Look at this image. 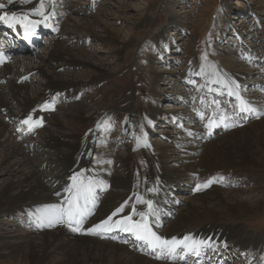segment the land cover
<instances>
[{"label":"bare ground","instance_id":"6f19581e","mask_svg":"<svg viewBox=\"0 0 264 264\" xmlns=\"http://www.w3.org/2000/svg\"><path fill=\"white\" fill-rule=\"evenodd\" d=\"M41 3L44 5V15L48 17L46 21L57 25L62 12L57 9L55 0H14L13 4L0 11L27 13L31 19L43 21L44 17L36 14ZM52 9L57 11L54 20L48 16ZM69 9L72 8L66 7L65 12ZM108 35L116 41L115 35ZM53 41L49 56L34 49V44L39 46V42L20 49L14 47L18 59L0 70V174L7 175V179L0 184V215L12 218L21 225L19 230L23 232L13 237V241L0 237V264H181L175 261L170 263L171 258L157 260L153 252L145 250L144 245L105 241L87 231L103 223L125 201L130 202V205L114 220L130 214L132 207L138 212H148L147 205L139 203L138 198L152 201L155 215L150 214L149 220H153L152 226L157 235L160 233L168 239L191 236L196 241H205V246L201 247L212 250L215 245L234 242V248L241 252L256 249L258 260L264 262V247L260 250L263 240L254 238L253 234L248 235L243 224L227 222H238L243 217L249 219L264 212V191L259 196L254 195L249 188H221L226 176L239 180L246 175L249 179L264 181V104L260 101L264 97L260 98L262 94L258 90H251L253 94L249 93L248 98L242 95L240 88L247 83L246 74L232 66L234 64L227 57L223 60L225 67L220 73L213 72L209 67H201L204 70L202 75L216 81L219 86L216 89L213 85L214 98L223 96V93L229 96L232 91L240 101V106L243 102L256 109L255 112H248L251 115L246 114L241 118L245 120L249 116L252 118L250 123L240 120V125L232 127L230 125L235 121L229 122V115L224 117V123H220L215 113L216 104L208 113L211 115V126L209 123L204 127L199 124L201 122L198 123L196 114L186 113V107H179L174 116L182 131L174 132L171 141L173 146L169 147L160 143L151 145V142L146 141L147 135L153 132L152 122L159 115V109L154 104L165 95L162 89L164 76L162 73L152 75L154 87L153 98L149 103V119L138 118L135 121L139 151L141 155L148 153L149 156H146L143 166L144 189L141 190L142 181L137 185L139 188L130 181L129 166L134 157L132 150H128V158L117 162L113 158L114 147L107 146L108 126L104 123V112H98L100 116L91 113L89 106L82 100L73 104L71 110H62L59 115L40 112L42 105L52 103V100H47V92L67 94L75 99L83 87V82L66 76L68 74H58L56 69L52 71L54 64L58 63L87 65L66 50L63 42L57 39ZM158 49L161 50L160 47ZM83 57L87 60L88 55L84 53ZM94 68L99 73L94 78L105 75L106 70L101 66ZM250 71H258L260 76L262 73L258 69ZM29 72L40 75L39 88L25 83ZM170 81H174L173 78ZM180 100L184 102V99ZM171 106L167 108L172 109ZM29 115L34 119L43 118V125L36 128L37 138L27 144L36 153L34 157H31V151H27L24 144L17 142L19 137L9 125L11 119L22 122ZM94 119L99 127L90 134L88 143L81 144L83 125ZM225 124L230 128L227 133H212L221 126L226 128ZM22 126L23 131H26V126L29 131L28 125ZM197 139L208 141L202 143ZM194 143L196 146H192ZM145 144H148V149ZM84 148L83 156L79 160L75 159L74 156H79ZM152 148L157 151L156 155L151 154ZM97 155H101V158L95 159ZM171 162L176 165H170ZM116 167L128 168L127 174L121 172L119 175ZM80 171L93 179L97 197L94 207L88 205L91 213L84 220V230L74 232L67 223H56L51 227L47 223L37 224L33 213L47 204H64L70 195L65 189L72 186L71 177ZM209 179L215 180L210 191L194 195L196 186ZM180 184L185 188L183 191L188 193L186 198H181L187 201L185 205H177L171 197L173 193H170L178 190ZM133 219L138 220L139 217L134 216ZM195 223L213 224L187 229ZM174 232L176 234L171 235ZM184 251L187 254V250Z\"/></svg>","mask_w":264,"mask_h":264},{"label":"rangeland","instance_id":"374dc122","mask_svg":"<svg viewBox=\"0 0 264 264\" xmlns=\"http://www.w3.org/2000/svg\"><path fill=\"white\" fill-rule=\"evenodd\" d=\"M55 2L57 9H60L59 12H62L60 14L62 17L57 20V34L39 39V46L34 44V49L49 56L54 45L53 40L57 39L64 43V48L71 51L77 60L84 61L87 65L54 64L55 68H52V71L56 69L58 74H68L66 76L83 82V87L81 94L75 99L70 95H66V98L64 94H59L60 103L52 114L59 115L64 109L71 110L73 104L81 100L89 106L91 113L100 116L98 112H104V123L108 126L107 146L114 147L113 158L115 157L117 162L124 157L128 158V150H132L134 157L129 166L130 181L136 186L142 181L141 190L144 189L143 166L146 156L147 158L149 156L148 153L141 155L139 151L135 121L138 118L149 119L154 73H162L164 76L165 84L162 89L165 95L159 97L157 104H154L159 109V115L156 117L157 120L155 118L152 122V134L147 135L146 141L151 142V145L160 143L167 147L173 146L171 141L174 132L182 128L174 116L179 107H186L188 109L186 113L196 114L198 123L201 122L199 124L204 127L210 123L211 115L208 113L216 104L218 107L215 113L218 121L229 115V122L235 121L232 127L240 125L241 118L246 114L251 115L243 112L237 118L236 108L240 109L241 106L232 91L229 96L223 93V96L214 98L213 85L216 89L219 86L216 81L208 80L202 75L204 70L201 67H209L213 72L220 73L225 67L223 60L227 57L234 64L232 66L246 74L247 83L240 88L242 95L248 98V95L253 94L251 90H258L262 94L259 97H264V0H55ZM69 6L72 9L65 12V8ZM73 26L78 28L72 29ZM109 33L116 36V41L111 40ZM84 53L88 55L87 60L83 57ZM18 57L17 54L12 60H17ZM94 66L105 69V75L98 79L94 78L99 75ZM251 69H258L262 72L261 76L258 71H250ZM39 77L36 72H29L25 83L39 88ZM172 78L174 81H170ZM180 98L184 99V102ZM260 101L264 104V100ZM169 106L173 108L168 109ZM231 115H234V118H231ZM208 118V123H203ZM15 120L17 119H11L9 122L11 129L18 126ZM95 121L97 120H90L83 125L81 144L88 143L90 134L99 127ZM223 127L214 129L212 133H227L229 130L226 131ZM37 136L23 138L17 142L24 144L27 151H31L27 144ZM198 140L202 143L208 141L207 139L196 141ZM147 146L148 144H145L146 149ZM84 150L85 148L74 158L79 160ZM156 152L155 148H152L151 154L156 155ZM35 154L33 151L30 152L31 157ZM99 157L101 158V155H97L95 159ZM170 165L176 164L171 162ZM116 168L119 175L121 172L123 175L127 174L128 168ZM6 179V174H0V184ZM218 184L220 185L219 182ZM223 184L220 185L221 188L227 190L249 188L254 195L259 196L264 191V181H255L246 175L239 180L226 176ZM182 185L177 187L178 190L170 192L173 193L171 197L177 205L187 203L185 199H181L188 196ZM210 189L211 186L199 192L195 190L194 195ZM127 205H130V202H127ZM227 222L243 224L248 235L253 234L254 238L259 237L263 240L260 249L263 250L264 212L249 219L243 217L238 222ZM212 224L195 223L187 229ZM20 228L21 225L15 223L12 218L0 215V237L13 241V237L21 231ZM173 234L176 232L171 233ZM226 244L233 249L234 242ZM248 251L247 256L255 259L254 264H260L256 249ZM236 254L238 257L232 258L231 264H248V258L241 256V253Z\"/></svg>","mask_w":264,"mask_h":264},{"label":"snow or ice","instance_id":"6c2138e0","mask_svg":"<svg viewBox=\"0 0 264 264\" xmlns=\"http://www.w3.org/2000/svg\"><path fill=\"white\" fill-rule=\"evenodd\" d=\"M13 2L14 0H4V2H0V10L6 9L7 6L13 4ZM25 2H27V0H25ZM36 14L43 16L44 20H33L27 13L22 14L17 12L0 11V22L7 24L10 28H15L19 25L24 30L25 38L27 39L30 36L35 35L36 28L48 19V17L44 15L43 3L40 4V8ZM45 26L48 25L45 24ZM0 56H3L2 51H0ZM229 94L231 95L232 93L230 92ZM41 108L42 110H55L51 103H46L42 105ZM240 111L255 112L256 109L251 106H246L242 102ZM201 118H203V116H201ZM219 122L224 123V118L222 117ZM22 124L28 125L29 131H31L34 127H40L43 125V118L40 117L34 119L33 116L29 115L22 121ZM209 126H211V122ZM225 127H229V125L225 124ZM71 180L73 182L72 186L65 189L70 195L64 204H47L33 213L37 224L43 225L44 223H47V225L51 227L56 223H67L74 232L84 230V220L86 216L91 213V209L88 205L91 204L94 207L97 199L94 182L91 177L85 176L84 171L74 174L71 177ZM214 182V179L206 180L203 184L197 185L196 190L200 191L202 188L210 187ZM150 191H152V189H150ZM58 194L59 193H57V195ZM138 202L147 205L149 211L138 212L135 207H132L130 209V214L114 220V217L124 213L125 208L128 206L127 202H125V204L116 208L112 215L103 221V223L97 224L94 228L87 229V231L91 234H98L99 231L112 232L114 230L130 233L134 235L137 240L145 241L153 251L159 250V256L157 258L176 259L177 256H179L183 259L185 255L184 250H187V254L196 256L200 255L201 246H205V241H196L191 236H185L183 239H177L175 237L168 239L157 235L152 231L149 223V215H155L152 201L138 198ZM134 216H138L139 219L134 220Z\"/></svg>","mask_w":264,"mask_h":264}]
</instances>
